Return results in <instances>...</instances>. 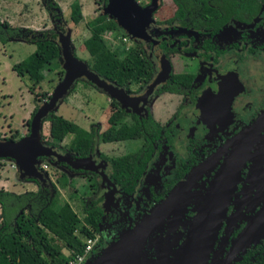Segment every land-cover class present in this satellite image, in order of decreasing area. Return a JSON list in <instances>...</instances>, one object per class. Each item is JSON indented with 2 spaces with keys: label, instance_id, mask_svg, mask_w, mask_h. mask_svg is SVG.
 Wrapping results in <instances>:
<instances>
[{
  "label": "flooded vegetation",
  "instance_id": "flooded-vegetation-1",
  "mask_svg": "<svg viewBox=\"0 0 264 264\" xmlns=\"http://www.w3.org/2000/svg\"><path fill=\"white\" fill-rule=\"evenodd\" d=\"M149 1L139 0L141 4ZM173 14L174 10L167 18L151 21L146 28L151 40L137 39L153 67L151 77L141 85L136 83L134 89L130 83L119 85L135 98L149 90L161 69L159 55L168 59L170 75L176 72L191 77L173 89L172 85L164 87L169 75L147 97L136 103L135 98L129 99L133 104L126 112L139 118L150 116L159 123L151 133L139 137L138 147L146 145L148 155L134 186H122L113 179L112 156L98 149L97 136L91 150L82 156L66 144L45 139L53 152L39 158L37 168L45 170L40 168L44 158L49 164L53 161L60 173L97 177L96 184L89 182L83 198L84 208L98 199L101 208L96 240L85 259L132 227L191 175L174 209L157 222L143 245L140 260L147 253L155 260L146 256L141 264L165 259L171 264L197 208L210 204L212 210L225 208L202 264H264V0H252L250 7L227 16L187 12L179 20ZM52 21L59 36L62 18L52 17ZM163 95L168 98L158 104ZM28 132L29 127L16 135ZM12 134L0 138H18ZM76 158L95 169L71 168ZM102 171L107 177H102ZM219 173L223 179L214 192ZM34 181L38 188L41 181ZM41 186L51 190L49 184ZM205 245L206 241L201 251Z\"/></svg>",
  "mask_w": 264,
  "mask_h": 264
},
{
  "label": "trees",
  "instance_id": "trees-1",
  "mask_svg": "<svg viewBox=\"0 0 264 264\" xmlns=\"http://www.w3.org/2000/svg\"><path fill=\"white\" fill-rule=\"evenodd\" d=\"M106 4L107 0H102ZM175 4L173 17L182 20L187 12L226 16L239 8H248L252 0H172ZM50 15L61 19L53 0H44ZM145 5V4H141ZM237 6V7H236ZM70 19L77 23L82 17L79 0L70 2ZM89 35L83 39V46L91 57L90 67L102 78L115 84L126 86L127 83L147 81L153 67L136 42L119 53L111 48L104 38L107 31L120 32L117 22L106 13H97L87 21ZM23 39L35 43V49L22 60L12 64L18 75H27L31 80L29 89L39 100L49 98L50 94L37 93L35 86L44 78L45 71L52 69L54 60L59 56L57 31L52 29L35 30L28 27L12 26L6 20H0V39ZM191 77L184 73L173 72L165 86L186 83ZM91 83L88 80H84ZM74 90V87L71 91ZM39 96V97H38ZM112 104V105H111ZM108 126L98 131L97 125L87 129L64 117L56 111H50L45 119L49 122V143H59L66 135L71 137L66 143L69 150L78 155H85L95 144V136L101 141L112 142L129 138H139L155 130L159 123L150 116L139 118L134 113L126 112L114 99L110 101ZM35 106L33 113L35 112ZM131 116L128 122L123 121ZM28 121H30L28 119ZM12 134V137H16ZM8 139V138H7ZM11 139V138H9ZM145 152L143 158L141 155ZM146 145L109 158L111 176L122 186L132 188L140 176L146 162ZM62 188L73 185V179L61 172L56 177ZM55 188L56 186L53 185ZM99 201V199H98ZM98 201L84 208L81 218L68 201L56 203L49 188L41 185L36 190L20 193L0 188V264H69L70 260L83 251L85 239L97 234V222L101 212ZM67 250V252H64Z\"/></svg>",
  "mask_w": 264,
  "mask_h": 264
},
{
  "label": "rangeland",
  "instance_id": "rangeland-1",
  "mask_svg": "<svg viewBox=\"0 0 264 264\" xmlns=\"http://www.w3.org/2000/svg\"><path fill=\"white\" fill-rule=\"evenodd\" d=\"M53 1L57 3L61 10L59 14L62 18V32L65 33L69 31V38L74 46L75 55L84 59L90 65L91 57L83 46V39L89 35L87 21L97 13H106L105 4L102 0H79L82 17L79 22L74 23L69 17L70 2L72 0ZM137 1L139 2V0ZM157 3V8L152 15V21L167 18L175 8V4L172 0H157ZM0 20H6L12 26L28 27L35 30L54 28L52 17L50 16L49 9L44 0H0ZM119 28L120 32H123V34L107 31L103 36L111 48H116L119 53H122L124 49L132 46L137 40L129 37L121 27ZM122 37H126V40H123ZM56 39L58 40V36ZM34 49L35 43L31 41L15 38H8L4 41L0 39V137L3 135L8 136L11 133L18 135L24 133L29 127L30 121H28V119L35 106L37 105L38 107L44 100H48V98L42 100L35 98L34 93L29 89L32 83L29 77L26 74L23 76L18 75L12 69L13 63L22 60L32 53ZM63 75V61L62 58L58 56L52 64V69L45 71L44 78L35 86L34 91L37 93L46 91L50 94L54 85ZM129 86L131 89H134L137 84L130 83ZM73 87L74 90L71 91ZM73 87L63 98L62 102L59 103L56 113L71 119L87 129L90 128L92 123H97L100 127V131L106 128L108 126L107 117L112 110L110 105L111 98L92 83L89 84L85 82L84 79H77ZM167 98L168 96H164V98L158 101V104H161L163 99ZM170 98H173V96H170ZM157 114H162V111L156 112V115ZM129 120L130 118L127 116L123 121L128 122ZM48 128V120H42V139L44 142L45 139H50L48 136ZM70 137V134L66 135L60 141V144H66ZM96 142L98 149L106 156L110 157L124 154L125 152L135 149L139 146L140 139L129 138L119 141L104 142L101 141L100 136H97ZM43 156L44 155H41L38 158L41 159ZM42 161L47 164V167L44 168L41 166L40 168L45 169L44 171L48 173L46 184L51 185L50 191L52 192V196L55 197L56 203L68 201L76 213L82 218L85 214V203L83 198H85L84 195L89 189L88 184L89 182L96 184L98 180L97 177L90 176L86 179L85 176L69 173L67 176L69 179H73V185L62 188L56 181L57 175H59L62 170L52 163H47L44 158ZM84 169L86 168L84 167ZM99 174L101 173L99 172ZM104 174L105 172H102V176ZM30 179L33 178L19 177L18 170L12 159L7 157L0 158L1 189L13 191L15 193H20L25 190H36L35 181L32 182ZM51 182L56 188L54 186L52 187ZM64 252H67V250H64ZM144 256L145 255H143L144 261L140 260V264L145 262L146 256L150 255L147 253V255ZM149 258L152 259V261L155 260L153 256ZM167 262L168 259L151 263L167 264Z\"/></svg>",
  "mask_w": 264,
  "mask_h": 264
},
{
  "label": "water",
  "instance_id": "water-1",
  "mask_svg": "<svg viewBox=\"0 0 264 264\" xmlns=\"http://www.w3.org/2000/svg\"><path fill=\"white\" fill-rule=\"evenodd\" d=\"M157 4V0H150L145 5H141L137 0H107L105 11L132 39L151 40L146 28L153 20L152 15L157 8ZM56 9L59 13L61 12L59 7H56ZM57 43L59 56L63 61L64 75L54 85L48 100H44L32 114L27 134H23L16 139L0 138V158L12 159L20 178H33L41 181V185L46 183L48 173L37 168L40 161L38 157L50 155L53 152L51 146L47 145L42 139V120H45L50 111H56L59 103L62 102L77 79L88 80L95 87L104 91L110 98L115 99L125 111H129L128 106L133 104L129 99L135 98L128 95L123 87L100 77L84 59L75 55L74 46L69 38V31L60 32ZM159 57L161 69L152 80L149 90L170 75L168 59L161 55ZM149 90L136 96L135 103L141 98L147 97ZM54 154L57 155V153ZM83 161V158H76L70 166L71 168L95 169V167L83 165ZM104 176L106 175L104 174L102 177ZM191 179L192 176L188 175L170 194L156 203L148 214L121 233L116 239L108 242L96 255L85 259L82 264H140V256L147 237L156 227L157 222L176 206L180 192L187 187ZM224 208L225 205L219 210L209 211L203 206L198 208L171 264H202L216 234ZM217 210L218 213L216 214ZM212 220L213 222H211ZM207 237L206 245L200 252L202 242Z\"/></svg>",
  "mask_w": 264,
  "mask_h": 264
},
{
  "label": "built area",
  "instance_id": "built-area-1",
  "mask_svg": "<svg viewBox=\"0 0 264 264\" xmlns=\"http://www.w3.org/2000/svg\"><path fill=\"white\" fill-rule=\"evenodd\" d=\"M124 36V35H123ZM123 40H126V37H122ZM42 167H46V163L42 162L41 163ZM96 240V236H88L85 239V245L83 248V251L81 253H77L71 260L69 264H82L87 257L89 250L91 249L92 244Z\"/></svg>",
  "mask_w": 264,
  "mask_h": 264
},
{
  "label": "bare ground",
  "instance_id": "bare-ground-1",
  "mask_svg": "<svg viewBox=\"0 0 264 264\" xmlns=\"http://www.w3.org/2000/svg\"><path fill=\"white\" fill-rule=\"evenodd\" d=\"M228 163H230V162H227V164H226V167H225V169L224 170H222V173H226L227 172V170L228 169H226V168H228L227 166H228ZM223 179V176H222V174L221 173H219L218 174V176L216 177V179H215V182H214V187H213V191L215 192L216 191V188H217V186H216V184L220 181V180H222ZM175 207V206H174ZM203 207H206L209 211L210 210H212V208H211V204H210V207L209 206H203ZM198 208H200V206L198 207ZM198 208H197V210H198ZM174 209V208H173ZM169 213H171V211L169 212ZM168 213V214H169ZM218 213V211L216 212V214ZM167 214V215H168ZM217 216V215H216ZM216 216H214V218H216ZM214 218H213V220H214ZM213 220L211 221V222H213ZM207 239H208V237L205 239V240H203V242H202V245H203V243H204V241H207ZM201 245V246H202ZM200 252H201V249H200ZM199 252V253H200Z\"/></svg>",
  "mask_w": 264,
  "mask_h": 264
},
{
  "label": "crops",
  "instance_id": "crops-1",
  "mask_svg": "<svg viewBox=\"0 0 264 264\" xmlns=\"http://www.w3.org/2000/svg\"><path fill=\"white\" fill-rule=\"evenodd\" d=\"M30 181L34 182V180L30 179Z\"/></svg>",
  "mask_w": 264,
  "mask_h": 264
}]
</instances>
